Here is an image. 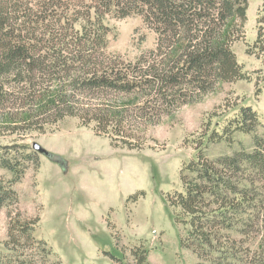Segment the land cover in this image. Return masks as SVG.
<instances>
[{
  "label": "trees",
  "instance_id": "trees-1",
  "mask_svg": "<svg viewBox=\"0 0 264 264\" xmlns=\"http://www.w3.org/2000/svg\"><path fill=\"white\" fill-rule=\"evenodd\" d=\"M241 4L0 0V126L9 135L45 134L75 117L115 148L142 150L148 130L174 109L202 99L221 83L249 78L232 49ZM107 16L143 17L157 35L156 47L134 61L110 53V29L103 22ZM259 23L264 24V17ZM253 48L257 56L264 55V27ZM10 101L13 109L6 105ZM260 127L258 114L242 107L223 133L201 134L196 158L181 171L183 191L169 195L171 206L180 210L176 222L189 227L181 246L200 264H251L245 239L251 228L259 232L264 223V195H259L264 193V134H255ZM238 132L254 134L252 151L208 157L206 145L231 140ZM1 166L17 171L5 158ZM12 186L0 184V209L12 205L16 210L19 197ZM16 212L15 217L9 213L8 254L0 255V264H61L34 235L40 218L25 219ZM133 253L140 264L146 262L145 251Z\"/></svg>",
  "mask_w": 264,
  "mask_h": 264
},
{
  "label": "rangeland",
  "instance_id": "rangeland-1",
  "mask_svg": "<svg viewBox=\"0 0 264 264\" xmlns=\"http://www.w3.org/2000/svg\"><path fill=\"white\" fill-rule=\"evenodd\" d=\"M263 3L242 0L243 11L233 26L232 49L249 78L221 83L202 99L174 109L148 130L142 150L115 148L110 139L97 136L75 117H66L45 134L9 135L0 126V184H13L19 197L16 210L23 218H40L34 235L47 243L55 261L140 264L133 256L138 250L139 255L146 252L144 264L202 263L181 246L189 227L176 222L180 210L171 206L169 195L183 191L181 171L196 158L195 142L201 134L223 133L242 107H251L264 125V55L257 56L253 48L264 27L259 23ZM103 22L110 29V53L134 61L156 47L157 35L141 16H107ZM13 104L6 103L12 109ZM255 134L263 135L264 128ZM253 138L254 134L238 132L231 140L206 145L205 151L211 159L252 151ZM34 144L55 159L34 150ZM2 158L17 171L3 168ZM16 210L12 205L0 209V255L8 254L9 213L15 217ZM260 228L259 232L251 228L244 243L251 264H264V223Z\"/></svg>",
  "mask_w": 264,
  "mask_h": 264
},
{
  "label": "water",
  "instance_id": "water-1",
  "mask_svg": "<svg viewBox=\"0 0 264 264\" xmlns=\"http://www.w3.org/2000/svg\"><path fill=\"white\" fill-rule=\"evenodd\" d=\"M33 148H34V150H36L37 152H39V153H42L43 155H45L46 157H48V158H50V159H55V157L56 156H54V157H51L50 155H49V152L47 151V150H45L44 148H42L40 145H38V144H34L33 145Z\"/></svg>",
  "mask_w": 264,
  "mask_h": 264
}]
</instances>
